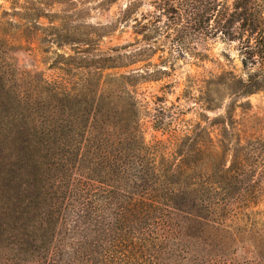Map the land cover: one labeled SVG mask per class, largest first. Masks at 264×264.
<instances>
[{"label": "trees", "instance_id": "16d2710c", "mask_svg": "<svg viewBox=\"0 0 264 264\" xmlns=\"http://www.w3.org/2000/svg\"><path fill=\"white\" fill-rule=\"evenodd\" d=\"M148 18L135 21L140 40L101 52L79 77L30 78L25 91L16 71H1L0 264H259L242 240L246 211L264 200V139L233 115L215 135L192 130L171 106L154 127L175 129L147 145L136 97L145 77L114 71L157 54L205 63L207 41L221 37L238 41L245 79L224 71L210 84L237 87L235 97L264 91V0H159ZM170 32L176 52L157 45Z\"/></svg>", "mask_w": 264, "mask_h": 264}, {"label": "rangeland", "instance_id": "374dc122", "mask_svg": "<svg viewBox=\"0 0 264 264\" xmlns=\"http://www.w3.org/2000/svg\"><path fill=\"white\" fill-rule=\"evenodd\" d=\"M158 3L159 0H0V74L4 67L16 71L21 76L16 84L27 91L30 78L37 86L41 80L51 82L64 75L79 77L85 67L91 66L94 71L99 67L94 64L101 52L129 47L135 39H141L136 37L140 27L135 21L146 18L149 22L141 20L140 23H150L148 16L156 12ZM170 33L169 42L161 37L157 38V45L167 44V48L176 52L175 34ZM227 40L217 37L207 41L209 59L205 63L178 58L164 65L160 64L157 54L151 60L143 58L142 62L114 71L118 75L137 71L145 77L136 82L145 144L165 141L167 134L175 129L173 125L161 126L158 131L154 127L159 107L171 106L182 113L174 112L173 117L186 121L192 130L200 125L201 129L206 128L215 135L221 129V123L228 122L233 115L249 134L255 133L264 139V91L249 96L236 94L235 97L233 93L238 92L237 87L228 88L219 80L215 81L219 86L210 84L224 71L245 79L240 45L237 40ZM82 57L86 59L82 60ZM72 61L75 66L69 67ZM1 84L2 89L7 88L3 79H0ZM189 93L203 103L206 102L204 98L211 100L210 108L206 110L205 104L203 109H197L196 101L188 98ZM1 98L0 95V103ZM255 176V179H261L258 173ZM246 216L244 227L249 235L242 243L257 247V252L253 249L247 260L258 259L259 264H264V200L247 210ZM194 230L190 227L186 231L194 234ZM202 245L203 250H209L207 244ZM211 254L212 250L209 257ZM21 259L31 263L28 256Z\"/></svg>", "mask_w": 264, "mask_h": 264}]
</instances>
